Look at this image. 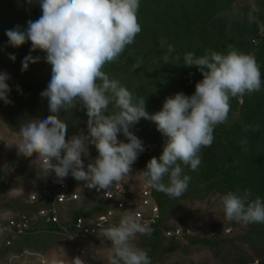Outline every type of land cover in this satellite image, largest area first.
<instances>
[{"label":"clouds","instance_id":"1","mask_svg":"<svg viewBox=\"0 0 264 264\" xmlns=\"http://www.w3.org/2000/svg\"><path fill=\"white\" fill-rule=\"evenodd\" d=\"M37 3L41 15L6 30L7 45L19 48L31 42L30 54L21 61V72L40 62L37 50L45 53L49 65L46 85L40 95L47 112L28 117L19 126L11 146L24 157L35 153L44 172L54 173L62 182L69 175L89 189L107 190L129 176L132 165L145 151L143 141L132 131L141 118L156 124L166 137L161 155L152 157L141 173L146 188L179 198L188 189L191 176L181 165L196 171L200 152L214 141V129L225 122L232 97L258 92L264 85L254 57L231 46L226 53L206 50L201 56L188 52L183 64L196 66L202 79L192 95L183 92L165 98L160 111L150 114L145 99L134 100L132 93L103 71L116 61L141 32L138 21L140 0H27ZM161 41V46H164ZM172 52L173 48L168 47ZM13 62L17 57L8 54ZM7 72H0V102L12 103ZM17 91L22 90L17 86ZM114 104L111 114L109 104ZM80 105L85 110L87 131L66 138L68 126L60 118L62 110ZM122 136L124 139H118ZM125 140L127 142H125ZM97 155L85 167L82 157H90L89 146ZM55 160V163H53ZM33 161V162H34ZM250 193L229 191L221 196L225 220L242 224H264V198L249 200ZM231 231L223 226V233ZM110 241L108 264H151L147 252L135 246L137 234L150 230L132 214L102 230ZM52 264H58L53 260ZM71 264H83L74 257Z\"/></svg>","mask_w":264,"mask_h":264},{"label":"trees","instance_id":"2","mask_svg":"<svg viewBox=\"0 0 264 264\" xmlns=\"http://www.w3.org/2000/svg\"><path fill=\"white\" fill-rule=\"evenodd\" d=\"M236 1L141 0L137 14L141 32L134 41L141 42L163 35L168 40L164 46L159 43L153 44L148 49L108 63L104 66L103 71L110 79H115L126 87L132 93L134 100L145 99L146 110L150 114L160 111L168 96L178 92H183L186 95L194 93L195 84L203 77L196 66L187 67L183 64V56L188 52H192L196 56L203 55L209 49L226 53L231 46L254 57L260 68L262 79H264V38L261 37L262 32L260 34L256 26L250 28L249 31L239 27H232L228 30L221 27L219 30H215L212 39H206L204 36L205 29L209 24L220 14L228 11ZM35 6L39 5L37 3L29 4L27 0H0V12L4 16L22 15ZM0 20L3 22L2 18ZM1 22L0 69L8 70L13 74L14 83L11 84L14 85L11 87L12 91L9 96L12 103L5 105L0 102V116L16 132L26 118L38 117L47 112L46 101L40 93L46 85L48 74L39 72L38 63L30 65L27 72H21V61L30 54L31 42L19 48L8 46V38H2L1 35L6 24ZM169 46L173 48L172 52L168 51ZM9 53L16 55L15 62L9 59ZM31 54L39 56L41 61L44 60L45 53L39 50ZM17 86L22 92L17 91ZM241 98V101L238 96L230 98V110L225 122L214 129V141L210 146L211 152L201 158V164L196 171L190 170L187 174L191 176L187 191L181 197L173 199L152 189L159 206L160 220L150 230V235H141V237L152 240L154 252L148 255L150 260H155V251H159L161 239L164 237L174 241L165 250L167 254L181 249L179 240L166 237V232L175 230L169 228L168 223L177 215L185 212L182 201H200L212 192L221 195L229 191L243 194L245 190L250 193V201L257 197L264 198V85L260 91L246 93ZM113 111L116 109H114V104L110 103L108 113L111 114ZM235 114L238 115L237 120L228 124L227 120ZM59 116L68 126L66 138L73 134H79L81 131L86 133L88 117L79 104L73 109L62 110ZM148 121L141 118L132 131L134 133L144 132ZM152 136L150 143L159 146L162 151L167 138L157 130L156 124ZM120 138L124 139L122 136ZM125 142L127 141L125 140ZM90 149L96 156L95 148L90 147ZM27 161L28 157L19 155L10 158L8 166L15 169L16 174L29 178L31 175L27 171ZM134 166L138 171H142L146 164L138 157ZM10 184L9 176L0 171V192L7 191ZM68 184L70 190L74 191V185ZM84 185L83 183L81 202L60 206L62 224L67 223V220L68 223L74 222L80 217L94 219L110 207L109 203L93 199L84 190ZM52 202V191L48 190L38 202L27 206L28 213L26 210H9L8 206L4 209L6 213L15 212L10 216H26L30 221V230L24 237L13 241L11 247H6L3 242V250L0 252L1 264L5 259L17 257L25 250L47 251L62 236L59 225L39 218V212L50 208ZM89 204L92 206L89 207ZM77 205L79 206L76 207ZM64 210H69L66 220H63L64 216L61 214ZM33 217L39 221L33 222ZM226 241L229 243L238 241L251 245L259 257L264 249V224L256 223L251 232L246 236L233 239V242L219 236L195 239L191 241V244L208 248L228 264H255L253 256L245 252L241 254L235 252L232 246H227Z\"/></svg>","mask_w":264,"mask_h":264},{"label":"rangeland","instance_id":"3","mask_svg":"<svg viewBox=\"0 0 264 264\" xmlns=\"http://www.w3.org/2000/svg\"><path fill=\"white\" fill-rule=\"evenodd\" d=\"M141 1V0H140ZM39 9V10H38ZM10 16H4L0 12V19L6 24L1 35L2 38H7L5 35L6 30L14 29L20 26L23 29L27 27V21L36 20L41 15L39 6L32 7L27 13L22 15L9 14ZM256 26L260 34L264 30V0H237L231 8L225 13L220 14L214 21H212L208 28L205 29L204 36L206 39H212L215 30L219 28L231 29L232 27L245 28L250 30ZM155 36L144 41H134L131 45L125 48V51L117 59H124L126 56L136 54L140 51L148 49L153 44L161 45L163 40L165 43L168 39L164 37ZM1 38V37H0ZM164 43V45H165ZM39 72L41 74H49V65L45 60L38 62ZM0 72H7L11 79L8 81L10 87L14 84L13 74L8 70L0 69ZM262 88V87H261ZM240 101L241 96H238ZM237 114L233 115L227 120L228 124H232L237 120ZM155 123L148 121L146 130L142 133H135L146 146L152 140V134L154 133ZM19 133V130L15 132V129H11L2 116H0V171H3L5 175L9 176L11 184L7 191L0 192V213L1 218L7 217V215H13L15 212H5V208L9 210L29 211L27 206H31L29 197L32 194H36L41 197L46 191L56 190L61 183H71L74 185V190L82 191V185L84 182L76 181L70 175L62 182H58L54 173L44 172L40 167V160H35V153L32 156H28V172L30 177L25 175L16 174L15 169L8 166V160L10 158L19 156L18 149L15 146H11L13 138ZM90 157H82L85 162V167L91 160L96 157L92 154L89 147ZM211 152V148H202L200 157L203 158ZM22 155V154H21ZM34 161V162H33ZM55 162V160H53ZM184 173L188 174L191 170L189 167L182 165ZM133 168L129 173V176H125L124 179L128 184H131L132 188L138 185V176L133 174ZM29 174V173H27ZM205 189V187L203 186ZM221 194L209 193L200 201L184 200L182 205L185 208V212L177 215L173 220L168 223L169 228L181 229L183 237L179 240L181 249L176 252L166 253L165 250L169 248L173 240L167 238L161 239L159 251L156 252L155 260H151V264H228L222 260L218 255H214L208 248L199 245L191 244L192 240L219 237L230 240L239 236H246L251 229L256 225L242 224L236 222H228L225 220L224 212L221 204ZM91 203V202H90ZM77 205L76 207H78ZM92 205L89 204V207ZM3 212V213H2ZM28 213V212H27ZM66 220L69 216V210H64L61 213ZM36 217L35 215H33ZM32 218L33 222L39 221L37 218ZM68 223V220H67ZM66 224V223H64ZM223 226L230 227L231 231L223 233ZM110 241L106 240H88L84 244H79L80 247H84L85 253L82 254L78 251L77 245L69 242L64 237L60 236L57 242L50 247L47 251L37 250H25L17 255V257L9 258L12 260L11 264H52L53 260L58 261V264H71V260L74 257H80L83 264H108L107 255L110 248ZM136 247L143 249L147 254L154 252L152 246V240L147 237H137L133 241ZM227 246H232L233 250L239 254L247 253L255 259V264H261L264 262V249L261 251V255L258 257L257 252L251 245L239 243L227 242ZM3 250V241L0 237V252ZM27 252V253H25ZM25 253V254H24ZM5 264V262H4Z\"/></svg>","mask_w":264,"mask_h":264},{"label":"built area","instance_id":"4","mask_svg":"<svg viewBox=\"0 0 264 264\" xmlns=\"http://www.w3.org/2000/svg\"><path fill=\"white\" fill-rule=\"evenodd\" d=\"M261 37L264 38V32H262ZM118 139L122 138L118 137ZM90 147L94 146L90 145ZM161 153L162 151L159 146L148 143L145 146V151L139 158L147 164L152 157L158 158ZM132 168L133 174L137 175L139 180L135 188H132L131 184H128L124 177L120 182L114 183L107 190L102 189L98 191L97 189H89L84 185V190L93 199L110 204V207L102 215L94 219L80 217L74 222L62 224L60 219V206L73 202L79 203L82 200V196L81 191H72L68 183H61L56 190L52 191L53 202L51 207L41 210L39 212V218L46 222L59 225L62 237L77 246L84 244L88 240L105 239L101 234L102 230L111 225L118 224L121 217L125 214L136 216L140 223L151 230L160 220L159 206L155 200L153 190L144 186L141 179V171H138L134 164ZM40 199L41 197L36 194H32L29 197L30 203L32 204L38 202ZM29 230L30 221L26 216L16 217L7 215L4 218L0 216V237L6 247H11L13 241L24 237ZM140 236V234H137L136 238ZM166 237L180 240L183 237L182 230L168 231L166 232ZM77 249L80 253H85L84 247H80L79 245ZM4 262L5 264H11L12 260L7 258Z\"/></svg>","mask_w":264,"mask_h":264}]
</instances>
